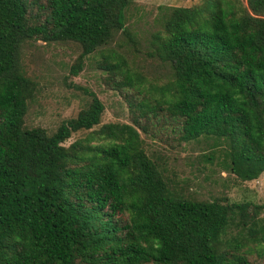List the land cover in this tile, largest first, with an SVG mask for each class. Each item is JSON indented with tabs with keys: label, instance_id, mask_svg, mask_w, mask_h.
Wrapping results in <instances>:
<instances>
[{
	"label": "trees",
	"instance_id": "obj_1",
	"mask_svg": "<svg viewBox=\"0 0 264 264\" xmlns=\"http://www.w3.org/2000/svg\"><path fill=\"white\" fill-rule=\"evenodd\" d=\"M134 4L0 0V264H264L261 206L200 194L142 137L203 144L194 178L218 183L216 165L235 183L261 176L264 0L164 11L145 53L157 69L134 63L144 52L127 26ZM39 41L77 45L72 77L97 55L129 120L104 122L105 102L82 86L76 116L52 131L27 125L43 87L23 54Z\"/></svg>",
	"mask_w": 264,
	"mask_h": 264
},
{
	"label": "rangeland",
	"instance_id": "obj_2",
	"mask_svg": "<svg viewBox=\"0 0 264 264\" xmlns=\"http://www.w3.org/2000/svg\"><path fill=\"white\" fill-rule=\"evenodd\" d=\"M203 1L135 0V4L130 10L131 16L127 26L138 37L136 39L141 41L144 52L138 54L134 63L155 66L152 64L154 58L145 53L149 49L148 44L151 41L153 31L159 29L164 23V11L167 12L174 6H193ZM241 1L246 3L247 0ZM79 52L80 50L74 43L60 45L45 44L39 41L35 44L26 45L23 54L24 62L31 75L38 79L43 87L37 101L30 106L26 116L27 125H41L52 131L64 119L76 116L86 101L82 86L96 91L105 102L104 122L129 120V108L126 101L119 92L107 88L102 83V72L97 67V60L99 59L97 55L94 53L89 55L85 68L80 75L73 77L70 75L69 66L74 62ZM155 68L157 69L156 66ZM87 132L81 130L74 133L67 144L80 136H84ZM167 134L171 135L172 133ZM142 137L146 141L147 150L161 155L167 161V166L179 174V178L185 174L192 176L197 183L192 188H196L200 194L212 196L226 190L227 195L233 200H252L255 204L260 205L261 208L257 210L258 216L264 218V172L258 179L235 183L233 181L234 174L225 170L224 167L216 165L220 170V173L216 172L218 176L215 178L218 183L215 184L213 180H205L202 173L194 178L193 174L197 173L195 168L202 166L203 160L200 155L203 144L194 141L184 145L183 148H172L161 138L149 136L143 131ZM222 160L223 158L219 159L220 162H223ZM260 262L264 261L260 259Z\"/></svg>",
	"mask_w": 264,
	"mask_h": 264
}]
</instances>
